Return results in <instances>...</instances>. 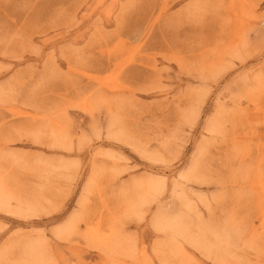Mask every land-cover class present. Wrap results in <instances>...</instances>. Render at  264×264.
I'll return each instance as SVG.
<instances>
[{"label": "rangeland", "instance_id": "374dc122", "mask_svg": "<svg viewBox=\"0 0 264 264\" xmlns=\"http://www.w3.org/2000/svg\"><path fill=\"white\" fill-rule=\"evenodd\" d=\"M35 261L264 264V0H0V264Z\"/></svg>", "mask_w": 264, "mask_h": 264}, {"label": "bare ground", "instance_id": "6f19581e", "mask_svg": "<svg viewBox=\"0 0 264 264\" xmlns=\"http://www.w3.org/2000/svg\"><path fill=\"white\" fill-rule=\"evenodd\" d=\"M84 107H80V108H82L83 110L87 107L86 105H83ZM86 106V107H85ZM88 108H89V106H88ZM88 110V109H87ZM87 110H84V111H87ZM89 110H90V108H89ZM58 135V134H57ZM56 135V136H57ZM192 172H193V170H192ZM147 186H146V190H147V194H150V195H155V193H157V190H158V185L154 182V181H150V182H148L147 184H146ZM151 192V193H150ZM146 194V195H147ZM138 195H139V193H138ZM14 197H15V194H14ZM16 197H19V196H16ZM15 197V198H16ZM17 199H19V198H17ZM146 200H148L145 196H139L138 197V199H130L129 201H127L128 202V204H127V206H128V210H129V212L130 213H138V208L140 207V205L142 204V202H145ZM38 204L39 203H41V204H43L40 200L38 201H36ZM35 202V203H36ZM28 204H30L29 203V201H28ZM31 204H33V203H31ZM27 206V205H26ZM32 207V206H31ZM34 207V206H33ZM32 207V208H33ZM37 207H38V205H37ZM31 209V208H30ZM32 210V209H31ZM26 211V210H25ZM31 213V212H30ZM161 216V215H160ZM159 219V216L156 218V220H158ZM76 221H77V216L75 215V216H73V219L72 220H70L66 225H64L61 229H59L58 231H56V235L59 237V238H65L66 236V234L67 233H70L73 229L75 230V228H76ZM201 224V226L203 225L202 223H200ZM158 228H161V227H163V225L161 224V222H157L156 224H155ZM193 225V224H192ZM191 225V226H192ZM205 225V224H204ZM190 225L188 226V224L186 223V220H185V218L184 217H182L181 215L180 216H177V217H173V218H169L168 219V221L164 224V228L165 229H167L169 232H171L173 235H181V236H183V237H186L187 239H191L192 241H190V242H196L195 244L197 245V243H199L198 245L200 246V247H202V245H205V244H203L204 242H202L200 239V241L198 240V239H196V237H195V239H193L192 238V234L190 233V231H189V228L188 227H191ZM201 226H199V227H197V228H200L201 229ZM203 227V226H202ZM192 228H194V227H192ZM191 228V229H192ZM196 228V229H197ZM204 228V227H203ZM205 229V228H204ZM208 229V228H207ZM199 230V229H198ZM209 230H211V229H209ZM213 230V229H212ZM200 231V230H199ZM199 231H197V233L199 232ZM203 231V230H202ZM196 232V231H195ZM201 232V231H200ZM210 233H211V231H209ZM227 232V231H226ZM217 233V232H216ZM216 233H214V234H216ZM191 234V235H190ZM218 234L219 235H221L220 236V240H222V242L223 241H227V243H228V240H226V237L225 236H222V232H221V234L218 232ZM218 234H216V236H218L219 237V235ZM224 234V233H223ZM213 235V234H212ZM224 235H226V234H224ZM69 236V235H68ZM226 236H228L227 237V239L229 238H231V236L229 237V235L227 234ZM194 237V236H193ZM217 237V238H218ZM225 239H224V238ZM216 238V239H217ZM220 240H217L218 242L217 243H219V241ZM231 240V239H230ZM202 242V243H201ZM232 242V241H231ZM231 242H230V244H231ZM207 243V242H206ZM225 243V242H224ZM226 243V245L227 246H229L228 244ZM233 243V242H232ZM202 244V245H201ZM209 244V243H208ZM211 246H209V245H205V249H206V247L208 248V251H210L211 249H212V244H210ZM220 245V244H219ZM218 245V246H219ZM223 245V244H222ZM217 246V247H218ZM221 246V245H220ZM219 246V248L221 249L222 248V246L220 247ZM226 246V247H227ZM216 247V246H215ZM216 247V248H217ZM230 247V246H229ZM215 248V249H216ZM218 248V249H219ZM225 248V247H224ZM218 249H216V250H218ZM228 248H226V250H227ZM213 250V249H212ZM224 250V249H223ZM215 251V250H214ZM213 251V252H214ZM220 251H222V250H220ZM219 251V252H220ZM217 252V251H216ZM218 254V253H217ZM220 254V253H219ZM31 255L33 256V258H34V260H36L37 261V263L38 262H40V260H41V257H40V252L37 250V249H34V248H32L31 249ZM31 256V257H32ZM32 259V258H31ZM33 260V259H32ZM33 260V261H34ZM32 261V262H33ZM36 261H35V263H36ZM36 263V264H37ZM41 263V262H40Z\"/></svg>", "mask_w": 264, "mask_h": 264}]
</instances>
